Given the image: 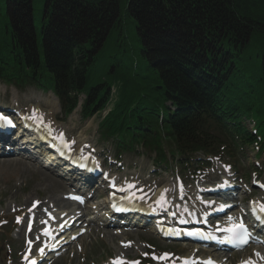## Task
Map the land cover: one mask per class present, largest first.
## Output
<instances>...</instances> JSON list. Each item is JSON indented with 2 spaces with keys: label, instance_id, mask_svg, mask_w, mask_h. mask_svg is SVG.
Listing matches in <instances>:
<instances>
[{
  "label": "trees",
  "instance_id": "16d2710c",
  "mask_svg": "<svg viewBox=\"0 0 264 264\" xmlns=\"http://www.w3.org/2000/svg\"><path fill=\"white\" fill-rule=\"evenodd\" d=\"M7 1L0 78L53 91L66 116L112 104L100 131L118 152L264 151V0Z\"/></svg>",
  "mask_w": 264,
  "mask_h": 264
},
{
  "label": "rangeland",
  "instance_id": "374dc122",
  "mask_svg": "<svg viewBox=\"0 0 264 264\" xmlns=\"http://www.w3.org/2000/svg\"><path fill=\"white\" fill-rule=\"evenodd\" d=\"M0 5L5 9L8 1L0 0ZM42 9L43 6L41 7ZM42 17V13L36 16L38 27L41 26L40 20ZM125 32L130 37V40L136 42V28L131 20H127ZM3 102L6 105H11V107L18 104L25 109L32 106L42 109L47 116H51L55 123L63 127L69 137L75 142L76 139L84 137L86 142H90L95 150L99 149L104 157L115 158L113 145L102 140L98 132L100 115L91 119H83L80 112L75 111L67 117L61 111L58 100L54 99L50 93H45L34 86L21 91L13 87L9 88L0 82V105H3ZM53 102L57 104L53 105ZM38 106H41V108ZM5 145L11 144H2V147L0 146V221L6 219L3 224L5 226H0V264H22L23 251L28 242L26 216L29 214L27 208L30 204V198L40 202H50L53 196L61 197V195L70 193L72 187L78 183L68 178H60L55 170L43 167L31 149L23 152L6 151ZM74 146L76 147L75 144ZM257 149L256 145L253 144L242 150L241 153H235L234 158L228 157L226 153H222L220 158H210L211 165L204 170L208 174L202 178L198 177L199 171H194L190 167L184 170L176 163H172L166 168L165 165L162 166L155 161V153L146 152L141 148L139 154L122 153L124 166L109 163L107 164V169L112 171L117 182L132 179L139 181L137 183L148 199L155 197L161 188H172L170 199L172 201L175 200L179 207L186 206L193 211L200 205L196 196L193 195L196 192L195 186L205 181L207 183L219 182L221 176L224 173H228L225 163L234 167L235 176H238L241 182L247 183L246 185H240L234 191L235 198L244 197L245 200H248L259 195V192L252 187V184L253 180L257 178L264 181V152L259 153L257 156ZM199 156L204 157L202 154H199ZM43 173H47L46 177H52L44 179ZM258 173L260 174L258 175ZM178 174L182 177L178 176L181 177L178 178ZM175 182L179 183L185 190L182 194L186 195V200L177 201L179 195L174 189L178 191L180 186L177 184L174 188ZM190 194L191 198L189 200ZM96 198L97 200H95ZM106 199L107 196L103 192V188L99 189L95 197L88 199L89 201L94 200V202H90L84 211H87L88 214L96 212V208L99 205L103 208ZM245 203L247 204V202ZM30 205L32 206V204ZM239 209L240 207H238ZM241 209L245 210L244 207H241ZM40 215L43 217V212ZM82 225L78 229H85L86 233L74 243L69 244L62 252L61 257L56 259L53 264H114V262L119 261V253H122L119 250L117 251V248L119 249L121 245L129 247L130 243L133 244V247L131 246L130 250L127 251V256H125L126 264L150 252H155V254L159 255L162 251L171 250L170 252L174 251L187 255L197 249L190 243L162 240L152 229H147V227L141 229L124 228L121 231L120 229H104L101 227V222L98 225L94 223L88 225L84 222ZM8 231L10 235L7 234ZM39 231L40 228L36 226L32 234L35 235ZM113 234H115V237L112 240L110 236ZM123 239L125 242H123ZM6 247L7 251H5ZM259 251L264 252V248L261 246H250L241 253H234L229 256L221 255L220 259L229 258L226 264L229 261L234 262L236 260L240 262L257 260L256 257Z\"/></svg>",
  "mask_w": 264,
  "mask_h": 264
},
{
  "label": "bare ground",
  "instance_id": "6f19581e",
  "mask_svg": "<svg viewBox=\"0 0 264 264\" xmlns=\"http://www.w3.org/2000/svg\"><path fill=\"white\" fill-rule=\"evenodd\" d=\"M51 94V93H50ZM52 96H53V94H51ZM54 97V96H53ZM54 99H55V97H54ZM53 105H56V102H53ZM34 114H36L35 115V117L38 119V120H40L42 123H43V125L46 127V131L47 132H49V133H51L52 135H55V134H59V131L61 130V128H60V126L57 124V123H55V122H52L51 121V118H47L46 116H44V117H41V116H39L38 115V113H34ZM23 128V127H22ZM24 129V128H23ZM29 134H30V136H29V139L30 140H28V142H26V143H28V144H34L36 147H38V148H40L42 151L43 150H45L44 148H45V146H46V144L41 140V139H39L38 137H36V135H34V133L33 132H29ZM77 141L76 142H78L80 145L78 146L79 147V149H81V150H84L85 148H86V139L83 137V138H81V139H76ZM40 145V146H39ZM49 152H51L52 153V150L51 149H49ZM53 155V154H52ZM54 159H56L54 156H49V157H47L46 158V164L48 165V164H50L51 162H53V161H57V160H54ZM54 168V170L56 171V172H58V171H60L61 170V168H56V167H53ZM67 168L68 169H72V170H74V169H76L74 166H72V165H69L68 163H67ZM67 168H65V170H68ZM62 171H63V169H62ZM44 174V179H46V178H51V177H49V176H47L46 177V174L47 173H43ZM54 183V182H53ZM98 183H100L99 181H98ZM134 182H131V183H126V184H124V186L125 185H128L131 189H132V184H133ZM100 185H101V183H100ZM116 185V184H115ZM102 187H104V185H101ZM118 186V185H117ZM123 188V187H122ZM121 188V189H122ZM135 189V188H134ZM76 190H77V192L81 195V190L80 189H77L76 188ZM165 190H167V191H165ZM173 191V189L172 188H166V189H160L159 190V192L156 194V196H158L160 193H163L164 195H163V197H164V199L166 200V197H167V195H169L171 192ZM130 192H134V191H130ZM73 194V193H72ZM126 193H123V194H121V195H125ZM134 194H137V192H134ZM224 193H219V195H223ZM234 194V192H228V193H226V195L225 196H223V197H230L231 195H233ZM49 200V199H48ZM68 201V202H66V201ZM34 201H36V200H34V199H32V198H30V204H32L33 205V203H34ZM108 199H107V201H106V203L108 204ZM138 202V201H137ZM29 204V206L31 207V205ZM73 203L69 200V199H65L64 198V196L63 195H61V197H59V196H53L52 197V199H51V201L50 202H44V201H42V203L39 205V208H42V207H44V206H46V205H49V207L50 208H52V210H54L55 211V217H56V219H57V221L54 223V222H52V226L53 227H51V228H49V229H51V231L53 230V231H59V225L63 222V221H65V222H69V221H72V219H75L74 220V223H76V222H80V220L82 219V217L80 216V211H79V208H76L75 209V211L74 210H70L69 209V206L70 205H72ZM34 206V205H33ZM167 207H168V205H167ZM97 209V212H92L93 214L94 213H99V211H101V210H99V208H96ZM178 211L179 212H182L183 214H184V216H187V217H190V216H192L193 214H195L193 211H191L190 210V208L189 207H186V206H180V207H178ZM66 212V215L63 217V214ZM91 212V211H90ZM100 215V214H99ZM128 218H133V217H131V216H129ZM138 218V217H137ZM212 219L211 220H213V218L214 217H211ZM104 219V218H103ZM102 219V220H103ZM46 220V219H45ZM134 222H136V220L134 219L133 220ZM108 224H114V223H116V222H113V221H108L107 222ZM144 225H146V223H144ZM167 224H163V225H161V228H162V230L165 228V226H166ZM45 228V224H43V226H42V230ZM48 229V230H49ZM76 231H74V232H72V233H70L69 235H68V237H70L72 234H74ZM115 233V232H114ZM41 238H43V237H45V235L41 232ZM114 237H115V234H113V235H111L110 236V238L113 240L114 239ZM263 237H264V234H263ZM31 240H33V239H31ZM60 241H61V243L63 242V240L61 239H56V240H54V241H52L51 243H49V244H47V246L45 247L44 246V249H43V252H45V251H47V249H48V246H58V244L60 243ZM123 242H125V240L123 239ZM44 244V243H43ZM125 246V245H124ZM133 247V246H132ZM130 248L131 247H128V248H122V247H119V249L117 248V251L119 250L120 252H122V253H119V258L121 259V258H125V256H127V251L128 250H130ZM124 253V254H123ZM263 251H259V255H260V257L262 258V257H264L263 256ZM216 261V264H218L217 263V260H215ZM262 261L264 262V259H262Z\"/></svg>",
  "mask_w": 264,
  "mask_h": 264
},
{
  "label": "snow or ice",
  "instance_id": "6c2138e0",
  "mask_svg": "<svg viewBox=\"0 0 264 264\" xmlns=\"http://www.w3.org/2000/svg\"><path fill=\"white\" fill-rule=\"evenodd\" d=\"M3 119H4L3 117H0V120H3ZM6 123H7V125L12 126V122L10 120L6 121ZM66 146H67V143H66ZM165 191H167V190H165ZM164 202H166V201L164 200V197L162 196L161 200L158 201V203H164ZM259 209L261 212H264V205H260ZM226 231L232 233L234 239H239L241 244H247L248 243L249 233L247 232V228L243 223H240L238 225H234L233 227L226 229ZM44 234L51 236L52 233L49 230V231H46ZM29 244H31V241L29 242ZM41 252H43V249H41ZM257 255H259V253H257ZM154 258H156V259H167L168 254L165 253L162 257H159V258L154 257ZM262 259H264V257H262ZM33 264H35V262H33ZM114 264H116V262H114ZM120 264H124V262H120ZM135 264H138V262H135ZM185 264H196V262L186 260ZM204 264H213V262L211 260H209L207 262H204ZM245 264H253V262L248 261V262H245Z\"/></svg>",
  "mask_w": 264,
  "mask_h": 264
}]
</instances>
